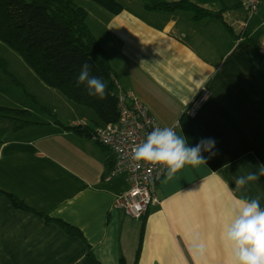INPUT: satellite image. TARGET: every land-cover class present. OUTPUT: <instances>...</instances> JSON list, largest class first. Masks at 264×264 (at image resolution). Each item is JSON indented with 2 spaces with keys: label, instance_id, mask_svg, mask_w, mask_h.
<instances>
[{
  "label": "crops",
  "instance_id": "1",
  "mask_svg": "<svg viewBox=\"0 0 264 264\" xmlns=\"http://www.w3.org/2000/svg\"><path fill=\"white\" fill-rule=\"evenodd\" d=\"M118 1L124 9L117 15L89 1L81 6L115 78L162 127L179 125L175 130L186 140L181 121L206 89L207 99L189 117L199 142L215 141L202 152L224 165H186L171 179L166 174L155 191L160 204L133 219L115 208L130 185L108 178L104 146L57 121L0 126V264H226L221 233L234 201L259 198L264 208V176L239 190L234 185L264 164L258 54L264 6L252 14L241 0L233 7L190 0L222 13L197 22L188 12L149 11L144 0ZM92 122L93 131L99 124Z\"/></svg>",
  "mask_w": 264,
  "mask_h": 264
},
{
  "label": "trees",
  "instance_id": "2",
  "mask_svg": "<svg viewBox=\"0 0 264 264\" xmlns=\"http://www.w3.org/2000/svg\"><path fill=\"white\" fill-rule=\"evenodd\" d=\"M78 1L0 0V41L18 52L47 86L60 91L75 104L94 111V121L99 126L115 124L118 123L120 114L114 70L106 50L87 24L88 12L77 4ZM91 1L113 15L121 13L124 9L118 0ZM144 2L149 11L188 12L197 22L222 17L221 12L208 10L190 0ZM259 50L260 48L258 54ZM85 63L90 66V75L102 78L106 84L103 99L89 95L86 85H77L79 71ZM259 76L264 80L262 56L259 59ZM16 116L28 117L29 113L0 107V120H12L16 125L13 126L14 130L35 124L26 119L18 120ZM181 122L189 144L196 146L200 137L194 121L189 116H184ZM73 126L75 127L69 129L91 138L92 130ZM201 155L215 170L224 165L218 155L204 152ZM10 196L16 206L30 209L15 196ZM60 223L68 233L81 236L73 227L64 222Z\"/></svg>",
  "mask_w": 264,
  "mask_h": 264
},
{
  "label": "clouds",
  "instance_id": "3",
  "mask_svg": "<svg viewBox=\"0 0 264 264\" xmlns=\"http://www.w3.org/2000/svg\"><path fill=\"white\" fill-rule=\"evenodd\" d=\"M77 85H86L88 94L103 99L106 84L102 78L90 75V66L85 63L79 71ZM156 127L145 141L132 149L136 162L158 164L167 168L171 179L186 165L197 167L206 163L202 151H211L213 139H201L196 146H189L184 136L178 135L175 127ZM264 176V164L259 172L235 178L237 190L251 181ZM221 239L228 251L226 264H264V208L259 198L236 199L231 206V219L223 227Z\"/></svg>",
  "mask_w": 264,
  "mask_h": 264
},
{
  "label": "built area",
  "instance_id": "4",
  "mask_svg": "<svg viewBox=\"0 0 264 264\" xmlns=\"http://www.w3.org/2000/svg\"><path fill=\"white\" fill-rule=\"evenodd\" d=\"M242 5L252 14L264 6V0H241ZM259 53L264 56V43ZM118 109V123L98 126L92 131L91 139L104 146L111 163L109 179L123 177L130 185L129 191L118 199L115 208L133 219L143 218L150 208L160 204L155 191L158 182L167 174V168L158 164L136 162L132 159V149L145 141L156 127L163 128L149 109L141 102L132 89H125L115 79ZM209 93L205 89L188 110L194 117ZM78 126L88 125L81 120Z\"/></svg>",
  "mask_w": 264,
  "mask_h": 264
},
{
  "label": "rangeland",
  "instance_id": "5",
  "mask_svg": "<svg viewBox=\"0 0 264 264\" xmlns=\"http://www.w3.org/2000/svg\"><path fill=\"white\" fill-rule=\"evenodd\" d=\"M86 1L96 4L91 0H79L77 4L85 7ZM237 1H219V5L233 7ZM216 2L218 4L217 0ZM0 107L28 111V117L16 116V119H26L34 123L58 121L66 126H73V122L83 120L84 123L93 126L92 120L95 119L94 111L75 104L60 91L47 86L22 56L2 41H0ZM0 126L16 125L12 120L5 119L0 120Z\"/></svg>",
  "mask_w": 264,
  "mask_h": 264
}]
</instances>
